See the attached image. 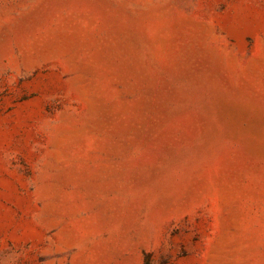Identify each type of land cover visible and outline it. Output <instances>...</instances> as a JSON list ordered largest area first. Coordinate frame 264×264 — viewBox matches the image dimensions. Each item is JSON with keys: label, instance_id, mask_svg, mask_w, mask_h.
Here are the masks:
<instances>
[{"label": "rangeland", "instance_id": "obj_1", "mask_svg": "<svg viewBox=\"0 0 264 264\" xmlns=\"http://www.w3.org/2000/svg\"><path fill=\"white\" fill-rule=\"evenodd\" d=\"M0 264H264V0H0Z\"/></svg>", "mask_w": 264, "mask_h": 264}]
</instances>
